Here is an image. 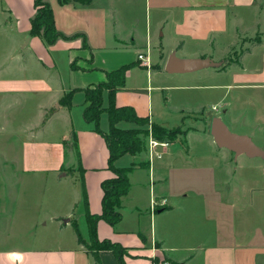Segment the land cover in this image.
<instances>
[{
    "label": "crops",
    "instance_id": "1",
    "mask_svg": "<svg viewBox=\"0 0 264 264\" xmlns=\"http://www.w3.org/2000/svg\"><path fill=\"white\" fill-rule=\"evenodd\" d=\"M43 1L64 37L50 46L30 36L35 0H0V264H95L78 235L90 244L87 215L101 214L102 183L115 174L104 137L83 119L85 90L125 66L124 84L102 92L101 133L111 107L144 122H120L121 129L186 134L150 149L149 133L146 152L113 162L132 168L129 189L121 221L99 220L97 240L125 248L124 264H264V185L254 169L240 177L246 170L231 168L234 154L210 135L217 117L264 144V106L251 101V120L243 110L232 115L222 98L214 114L205 112L222 90H237L240 104L243 94L262 93L264 104V0ZM238 49L239 65L221 71ZM171 54L214 67L169 74ZM97 255L118 264L110 251Z\"/></svg>",
    "mask_w": 264,
    "mask_h": 264
},
{
    "label": "trees",
    "instance_id": "2",
    "mask_svg": "<svg viewBox=\"0 0 264 264\" xmlns=\"http://www.w3.org/2000/svg\"><path fill=\"white\" fill-rule=\"evenodd\" d=\"M58 1L61 4L65 2V0ZM34 7L35 15L31 22L30 36L39 37L48 46L53 45L59 38H64L54 26L53 13L50 6L43 0H35ZM231 65H239V63L237 61L228 63L222 66L220 70L225 71ZM129 67H121L116 71L108 73L106 82L99 83L85 90L88 106L84 110L83 119L87 123H93L95 131L104 137L109 151V167L113 169L115 174L113 179L106 180L102 183L103 197L101 214L87 215L86 220L91 237L90 244L82 241L78 235L79 244L83 245L88 254L93 258L95 264H101L97 255L100 251L112 252L118 264H124V256L127 255L125 248H122L120 245L110 243L109 241H98L96 238V223L99 220L106 222L111 227H114L121 221L122 215L119 212L120 201L129 189L127 175L132 168L118 170L113 167V162L126 153L133 154L139 151V135L147 137L148 133H151V137L159 142L173 143L178 136H184L186 134V132H182L179 129L168 130L156 125L151 126L150 132L147 129H121L118 127V123L120 122L137 121L141 126L144 125V122L134 117L129 108L111 107L106 109L109 130L107 133H101L98 123L104 111L102 108V92L108 90L112 95L118 87H121L124 84V74ZM64 99H69V94ZM75 230L78 234L77 228Z\"/></svg>",
    "mask_w": 264,
    "mask_h": 264
},
{
    "label": "rangeland",
    "instance_id": "3",
    "mask_svg": "<svg viewBox=\"0 0 264 264\" xmlns=\"http://www.w3.org/2000/svg\"><path fill=\"white\" fill-rule=\"evenodd\" d=\"M255 40L256 39H252V40H250V42L248 41L249 43H247V44H250L251 41H255ZM239 54H240V49L228 53L227 55H225L224 60L222 62V65H225V63L227 61L235 62L237 60ZM207 70H210V69H207ZM212 83H214V82H212ZM222 83H229V82H228V80L226 78H223L222 79ZM258 94L259 93H248L247 92L246 95L243 94L244 96L240 95V96H243L244 99L246 100L244 103L240 104L237 101L238 100L237 90H228V91L222 90L221 93L212 95L210 97V102H209L208 108H206L205 112H207V114L208 113L209 114H214L211 111V107L213 105H216V103L219 101V99L222 98V101L224 103L229 104L230 108H228V109L231 110L232 115H234L235 117L239 118L240 115H241V112L243 110L245 112L246 117L250 118V120H251V118H255L256 117V116H254V110H252L254 108L251 106V104H252L251 101H253L255 109H259L260 110L264 106L262 101L261 102L257 101V100L262 99V96H261L262 93L259 94V95ZM217 110H218V108H217ZM222 110H224V109H222ZM218 112H221V110H219ZM263 126L264 125H260L259 124L258 127H259V129L264 131V127ZM143 128L145 130L146 127H142L140 129H143ZM229 128L231 129V132H233L235 134H240L241 132L246 131V128L241 123L229 126ZM147 130L150 132L151 131V127H148ZM139 143H140V145H139V151L138 152H140V153H142L143 151L146 152V149H147V138H146V136L139 135ZM255 144L260 149H262L263 146H264V144H261L259 142H256ZM177 145H179V143H176V146ZM192 145L194 146L195 144L192 143ZM195 149H196V146H194V150ZM216 150H218V149L216 148ZM222 150H224V149H222ZM229 160H232L231 168H237V170H246V171H240L242 173V175H240V177H245V178L246 177L247 178L250 177V175H252V174H250V171H248V170L249 169H254L255 171H254V173H253L254 175L252 177L257 180L256 181L257 184H259L260 186L264 185V161L262 159H260V158H248L245 155H240L238 157H235L234 155H232V157H230ZM228 165H230V163ZM222 166H223V157H222ZM222 178H223V176H222Z\"/></svg>",
    "mask_w": 264,
    "mask_h": 264
},
{
    "label": "water",
    "instance_id": "4",
    "mask_svg": "<svg viewBox=\"0 0 264 264\" xmlns=\"http://www.w3.org/2000/svg\"><path fill=\"white\" fill-rule=\"evenodd\" d=\"M212 67L214 64L209 60L179 59L171 54L165 64V72L183 74ZM210 135L217 148L228 150L235 157L245 155L248 158L264 160V150L256 146L250 136L231 133L220 118L215 117L211 120Z\"/></svg>",
    "mask_w": 264,
    "mask_h": 264
},
{
    "label": "built area",
    "instance_id": "5",
    "mask_svg": "<svg viewBox=\"0 0 264 264\" xmlns=\"http://www.w3.org/2000/svg\"><path fill=\"white\" fill-rule=\"evenodd\" d=\"M137 59L138 61L141 63V65L143 66H146V67H149L150 66V63L149 61L146 60V58L143 56V55H138L137 56ZM214 111L216 110L215 107L212 108ZM168 145L167 142H159L157 140H154L150 137L149 139V146H150V149H153L155 147H158V146H162V147H166ZM164 205V202H161V206ZM152 210H155V202H152ZM162 264H167L165 262H162Z\"/></svg>",
    "mask_w": 264,
    "mask_h": 264
}]
</instances>
